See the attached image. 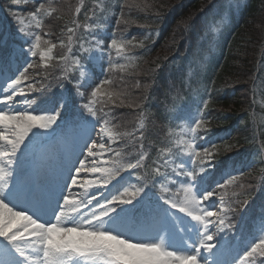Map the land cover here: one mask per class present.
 <instances>
[{"label":"snow or ice","instance_id":"1","mask_svg":"<svg viewBox=\"0 0 264 264\" xmlns=\"http://www.w3.org/2000/svg\"><path fill=\"white\" fill-rule=\"evenodd\" d=\"M29 3L35 7L27 16L17 10ZM133 8L153 5L110 0L100 9L116 17L106 43L93 19L96 9L85 13L91 23L81 24L77 7L65 27L68 43L61 38L58 45L44 39V17L60 11L51 0H10L25 62L10 74L0 68V264H264V215L258 235L243 247L229 237L237 230L233 218L250 201L238 184L243 172L213 178L217 157L234 145L198 143L211 131L203 111L178 113L188 138L157 148L155 158L145 147L143 124L138 132H122L114 123L115 108L141 105L109 91L112 79L96 82L95 66L103 71L107 57L108 73L136 67L129 63L139 59L134 49L155 32L142 39L124 35L132 25L149 27L126 18L125 9ZM182 23L186 30L193 26L191 17ZM81 29L90 39L77 36ZM73 45L88 54L90 66ZM57 47L65 51L53 56ZM53 81L62 91L49 97ZM89 173L94 179H83Z\"/></svg>","mask_w":264,"mask_h":264},{"label":"trees","instance_id":"2","mask_svg":"<svg viewBox=\"0 0 264 264\" xmlns=\"http://www.w3.org/2000/svg\"><path fill=\"white\" fill-rule=\"evenodd\" d=\"M154 0H148L153 2ZM211 0H205L204 3H198V0H155L153 8L148 11L139 12V23H144L148 17V13H153V20L149 22V26L153 28L155 34L147 42L141 50V65L143 68H148L142 76L144 82L149 85L147 91L150 95V101L154 107H158L161 111L166 104V93L174 96L173 100L176 104L178 96L182 95V90L187 86V83H192V69L198 67L200 70L206 69L213 61L214 54L208 51L204 45L197 39V36L191 30L193 27L198 28L203 14V9L208 7ZM253 11L250 18L245 22L241 30V47L244 50L245 45L256 43V50L251 53V46L246 50L248 61L242 59L241 67H238L237 76L248 78L251 68L260 55L264 46V20L255 29L252 25L264 10V0H252ZM139 10V9H138ZM258 15L254 14V12ZM159 12V17L156 13ZM251 12V10H250ZM192 18V27L185 29L182 21ZM250 39V40H248ZM233 71V69H231ZM224 71L220 75V79H226ZM216 97H222L221 93H216ZM169 103V101H168ZM171 103V102H170ZM186 103V101L184 102ZM166 106V105H165ZM179 107L175 113H182ZM233 113L234 109L231 104L226 101L223 103L222 113ZM213 113L218 116L221 111L215 109ZM169 113L162 115L157 111V118L160 121L168 119ZM227 126L229 123H221L220 121L212 122V125ZM262 137L261 143L264 145V126L260 130ZM249 135V131H247ZM257 137H254L248 144L246 152L251 151L258 143ZM263 162H261V165ZM260 165V166H261ZM240 184V179L238 180ZM240 190V189H237ZM231 191V189L229 190ZM247 193L246 186L243 189ZM231 199L232 197H226ZM243 198V197H241ZM247 207L246 209H248Z\"/></svg>","mask_w":264,"mask_h":264},{"label":"rangeland","instance_id":"3","mask_svg":"<svg viewBox=\"0 0 264 264\" xmlns=\"http://www.w3.org/2000/svg\"><path fill=\"white\" fill-rule=\"evenodd\" d=\"M254 14L258 15V13H256V11L254 12ZM256 18H257V19H255L256 21L253 22V25H252L255 29H257L259 27V24L264 20V10H263L262 14ZM248 40H250V39H248ZM249 46H251V50L249 53L256 50V43L255 42H254V44H250V42H248L246 44V48H248ZM181 139H183V138L181 137Z\"/></svg>","mask_w":264,"mask_h":264}]
</instances>
